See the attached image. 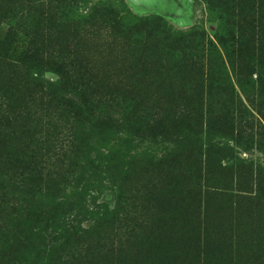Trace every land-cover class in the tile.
Wrapping results in <instances>:
<instances>
[{
  "label": "trees",
  "instance_id": "obj_1",
  "mask_svg": "<svg viewBox=\"0 0 264 264\" xmlns=\"http://www.w3.org/2000/svg\"><path fill=\"white\" fill-rule=\"evenodd\" d=\"M22 1L0 0V25L8 26L7 35L29 36L17 65L0 57V264L13 259L19 264L157 261L131 250L136 235L119 228V215L143 192L160 195L158 187L167 183L170 189L182 187L187 158L171 156L167 147L159 159L148 149H127V158L122 150L132 146V135L155 143L166 138L174 154L187 140L171 139L180 123L187 126L182 112L191 116L193 111L180 110L178 96L166 88L170 85L176 93L188 89L191 108L212 103L220 121L239 117L238 124L259 127L231 82L232 75H251L244 50L232 55L231 45L199 31L172 34L159 19L136 18L109 0L86 9L80 4L87 0H24L26 11H16ZM53 2L58 23L46 13ZM102 34L110 39L108 57L113 49L116 53L99 71L86 45L88 36L97 42ZM46 64L56 69V80L44 78ZM119 74L120 85L109 80ZM6 77L11 86L4 89ZM214 131L221 136L227 130L217 126ZM117 132L128 136L117 138L116 150L108 137ZM162 162L168 172L160 168ZM106 190L113 193V207L95 201ZM183 191L191 199L203 197L187 185ZM81 216H87L89 227L79 224Z\"/></svg>",
  "mask_w": 264,
  "mask_h": 264
},
{
  "label": "rangeland",
  "instance_id": "obj_2",
  "mask_svg": "<svg viewBox=\"0 0 264 264\" xmlns=\"http://www.w3.org/2000/svg\"><path fill=\"white\" fill-rule=\"evenodd\" d=\"M87 1V5L80 4V8H90L95 1L106 0ZM109 1L112 7L136 18L159 19L161 26L172 34L199 31L214 41L231 45L232 55L237 56L239 51L244 50V62L251 75L247 78L232 75L231 82L243 104L251 110V119L259 123V127L251 128L238 124L241 120L239 117L230 122L220 121L212 103L205 102L202 106L199 103L191 108L186 94L188 89L181 88L176 93L172 85L166 87L169 93L178 96L180 110L188 107L193 111L191 116L182 112L181 116L187 117V126L180 123L171 137H184L187 140L180 143L174 154L171 150H175V146L166 138L161 141V137H158L160 142L155 143L149 138L141 140L132 135V146L124 148L122 153L126 154L127 149L131 153L132 148L137 147L138 151L150 150L151 157L159 159L167 147L171 156L187 158L183 159L186 180L182 187L176 184L173 189L169 188V183L166 187L160 185V195L152 196L153 190L143 192L138 200L133 201V205L125 206V213L119 215L118 226L125 233L130 231L136 235L129 245L131 250L159 257L148 264H264V0ZM217 2L220 6L216 5ZM22 9L26 11L24 0L16 11ZM57 11L56 2L50 4L46 11L55 18L53 22L56 23ZM6 28V24L0 25V57L4 56L6 63L17 65L23 58L29 36L19 32L8 36ZM87 39L86 46L90 47L88 57L97 60L99 71H102L104 59L115 60L114 49L112 57H108L107 43L110 39L100 35L96 39L97 46L94 38L88 36ZM114 66L116 69V62ZM170 70H174L173 65H170ZM55 71L54 67L46 64L42 73L46 80L54 81L58 78ZM122 76L108 77L111 82H119L120 85ZM10 83L6 77L2 87L11 86ZM217 126L227 131L221 136L217 135L214 131ZM126 136V132L109 136V146L116 144L114 149H119L117 138ZM213 143L218 146L215 147ZM189 160L193 163L190 164ZM143 164L146 165V161L136 165V171ZM150 167L153 169L154 165ZM160 168L168 172L165 162ZM186 185L196 192L201 191L203 197L191 199L186 196L183 191ZM210 191L212 193L207 194ZM204 195L209 198L204 200ZM95 201L109 207L115 205L113 193L108 190L97 195ZM126 210L128 216H125ZM86 218L79 217V224L83 228L91 224L84 220ZM70 250L71 247L66 248L63 256ZM10 259L7 258L8 261ZM17 261L13 259L11 263L19 264Z\"/></svg>",
  "mask_w": 264,
  "mask_h": 264
}]
</instances>
